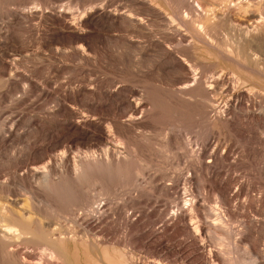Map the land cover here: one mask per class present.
<instances>
[{
	"label": "bare ground",
	"instance_id": "obj_1",
	"mask_svg": "<svg viewBox=\"0 0 264 264\" xmlns=\"http://www.w3.org/2000/svg\"><path fill=\"white\" fill-rule=\"evenodd\" d=\"M218 1L88 0L91 6L75 15L42 0L37 7L44 11H12L14 19H37L41 26L33 25L37 37L24 51L10 53L11 44L0 42V119L6 116L0 154L9 166L0 173V200L8 204L0 207V264H78L79 247L84 264H238L224 258L231 248H207L208 239L231 245L235 235L252 262L264 260V220L257 233L259 220L250 216L254 201L264 208V187L255 194L249 153L254 145L264 151V87L252 82L264 83V9L254 18L250 0H223L218 14ZM199 52H216L230 68L203 64ZM160 68L170 73L163 86L153 77ZM48 97L55 106L37 102ZM29 98L37 102L33 111H11ZM186 123L196 134L191 174L146 178L154 200H177L172 184L188 186L183 208L176 203L171 213L151 207L139 220L127 216L119 233L87 226L68 235L44 222L46 206L77 224L75 209L95 200H141L138 177L154 166L155 133L164 155L185 154L179 134ZM195 184L212 193L216 207H205ZM242 197L245 220L235 232L231 202ZM12 200H30L34 216L18 213ZM31 243L44 251L21 256L20 246Z\"/></svg>",
	"mask_w": 264,
	"mask_h": 264
},
{
	"label": "rangeland",
	"instance_id": "obj_2",
	"mask_svg": "<svg viewBox=\"0 0 264 264\" xmlns=\"http://www.w3.org/2000/svg\"><path fill=\"white\" fill-rule=\"evenodd\" d=\"M161 1L162 0H157L158 4ZM222 1L223 0H219L218 2H220V3H217L220 6V7L218 6L216 8L218 14H221L222 7L226 6V4L225 5L222 4ZM40 2H42V0H0V42L1 43L8 42L11 44V47L9 49L10 53L14 54V52H16V51H24L23 49L26 48L28 43H30V41L34 40L37 37L36 36L37 33L35 31L34 26L35 25L41 26V22H39L37 19L36 20L35 19H28V20H25V19L24 20H21V19L16 20V19H14L12 17V14H11L12 11H16L18 13H25L29 9H33L35 7L39 8L41 11H44V7H37V4ZM44 2L47 4V6H45V7H52L53 9L63 10L64 12H67L69 14L72 13L75 15L77 13H81V12L83 13L84 10L88 9L91 6V4L88 2V0H75V1L74 0H44ZM225 2L227 3V1L224 0V3ZM250 2H251L250 3V5H251L250 11L252 13L256 12V13H253V16H254V18H257L259 15V12L263 11V9H264V0H250ZM120 3H121V1H120ZM17 5L18 6L22 5L23 7L18 8ZM165 9L167 10L168 13L173 14V10L170 7L165 6ZM253 16H252V18H253ZM191 17H193V16H191ZM237 18L239 20H243V18L240 16H238ZM40 26H39V28H40ZM33 27H34V29H33ZM263 36H264V34H263ZM263 42H264V37L262 38V45L263 46L261 45L262 47H261V52H260V55H261L260 58L262 61H264V57H263L264 56V43ZM199 53L201 54L200 56L203 55L202 56L203 58H199L200 61H202V62L205 61L203 64L212 65L215 67L217 66L216 68H218V67L219 68L220 67L221 68H230V66L223 59H220L218 56H216L217 55L216 52H212L210 54H205V53L203 54L202 52H199ZM211 60H213V62ZM109 61L112 63V62H114V59L112 57H109L108 62ZM217 64H219L220 66ZM262 64L264 65V62H262ZM162 68L154 71L153 77H154V79L157 80V82L161 83L163 86L165 84V82L166 83L169 82L170 73L165 71V69H162ZM226 70H230V69H226ZM240 75L244 76L241 73H240ZM252 82H254L255 84H257L259 86L261 85L262 87H264V83L261 82L260 80H258V78H253ZM29 99L26 100V102L24 101L21 104L19 103L20 105H18V103L16 105L13 104L12 107L14 110H12V107H11V111H13V113H15L17 111L21 112V110L25 111L26 113L28 111H30V112L33 111V107H32L31 102L34 100H33V98H29ZM42 100L40 102L39 101H37V102L39 104H43V105L48 104L49 107L55 106L54 103L51 105V103L54 102V97L44 98V101H43L44 103H41ZM35 102H36V100L33 102V104ZM4 103H2V105L4 104L3 107L8 105L7 102H4ZM24 103L26 104L25 106L23 105ZM44 106H46V105H44ZM5 117L0 119V121L1 120L3 121L5 119ZM187 124H190V127ZM187 126H188V128H187ZM157 135L155 133V135H154L155 138L153 139L154 144H156V142H157V146H156L157 151L154 149L153 152H151L153 154V158H154L153 159L154 160L153 161L154 166H152L150 168L152 172H150V171L148 172V170H150V169H147L146 175L138 177L137 188L139 190H141L143 193L141 200H129V199H126V197H124L123 195L113 197L109 200H95L94 204L91 205L92 208L90 205H88L86 207L75 209L74 213L77 215H80V219H79L80 222L77 224L75 222L73 223V221L69 218H65V217H62L61 219L56 218L55 217L56 215H54L52 213L51 209H49L46 206L44 209L48 215H45L46 217L44 219V222L46 224H50L49 225L50 228L54 229L56 231H61L64 233H66L65 231H67L66 234H68V235L71 233V234H75V235L79 236L83 232L82 229H86L87 226L91 227L92 230H94V231L110 229L116 233H119L123 229V219L127 216L131 217V218H137L139 220L141 218L142 214L145 213L146 210H149L151 207L154 208L156 212L157 211L162 212V211L167 210L168 213H171L174 211V205H176V203L179 205V207L183 208L184 207L183 197L184 198L186 197V194H187L186 191L188 189L187 188L188 186L183 185V182H180L178 185L172 184L171 188H173V189L170 192V194L172 197L175 196V198L177 200H173V198H166V200H164L165 198H159V200H154L155 196L154 195L152 196V194H154L155 192L153 193V189H151L149 187V185L147 184L146 178H147V175L155 174V172L158 176L168 174L172 177L178 176L181 179L186 178L188 175H190L191 172H190V162L189 161H190L191 151L197 150V146L194 143V139H195L194 137L196 135L195 131L193 130L191 123L185 124V129L179 135L181 136V141L186 142V144H187V147H186L187 148L186 149L187 154L186 153L181 154L178 151V153H174V155H176V156L172 155L173 157L168 156L166 153H165L166 156L164 155V149H163L164 143H162L163 140L161 138H159V136H157ZM201 136L205 138L206 134H202ZM156 147L154 145V148H156ZM249 153H250V157H251V166H252L251 167V177H252V181L256 187L255 188V194H256V192H257L256 189L258 187H264V151H262L256 145H254L251 147L249 146ZM7 165H8V163H7L6 156L5 155L3 156V154H0V173L7 171V169H9L8 168L9 166H7ZM193 178H194V176H193ZM161 182H160V184H162ZM166 183H169V182H166ZM194 186H193L194 194L198 195L197 193H199L200 198H203V197L205 198L204 199V205L206 208L211 209L213 207H216L215 198L212 195V193L208 191V189L203 191L202 189L200 190L199 184H197V185L195 184ZM141 187H143V188H141ZM145 189H146V191H145ZM120 191H122V193H124L125 189H124V192H123V189ZM173 191H175V192H173ZM195 192H197V193H195ZM171 196H169V197H171ZM145 199H151V200H145ZM242 199H243V197L239 200H233V202H231L232 206H234L236 208L235 210H234V208L231 209L232 212L235 213L234 214L235 217L233 218V220L230 223L231 229L233 228V230L235 232H238L242 228V225H241L242 219H243V221L245 220L243 217L241 218V215L244 214L245 212L241 209L240 205L244 202L248 204V200H242ZM12 201L15 202L14 203V209L18 213L22 214V210H25V209L27 210V213H29L28 211H30L29 208L31 207V205L29 204L30 200H12ZM47 201L49 202V205L51 204V205L57 206L56 208L61 207V205H62V203H60L59 200H47ZM66 201L69 202L72 200H66ZM6 203H7L6 200H0V207L5 206ZM6 205H8V204H6ZM95 208H100V209H98L99 210L98 213L93 211ZM144 209H145V211H144ZM256 209H257V203L254 201L250 216L259 220V224H258L259 227L257 226V228H256L257 230L254 229V232H257L258 230L260 232V227L262 225V221L264 220V216H263L264 215V208L258 207V209L257 210ZM242 211H243V213H242ZM102 214L104 216H102L100 220H96V218L100 217L99 215H102ZM32 215L29 213L28 216H32ZM153 226H154V224H153ZM140 228H142V225H140ZM68 235H66V236H68ZM255 235H258V234H255ZM211 239L207 240L208 250H213V251L221 250L222 252H228L229 248H231V252H230V254L232 253L231 256H230V254H229V256L224 254L225 255L224 258L230 257L231 260L233 261V263L237 260L236 263H238V264H240V263L244 264V262H245V264H250V263L251 264H264V260L262 258L254 259L256 261L252 262L251 258L248 257V253H247L248 252L247 251L248 246L240 238L239 235H235L232 238L231 245H228L229 244V243H227L228 240H226L223 237L217 238L218 240H220V242L217 241L216 238L215 239L211 238ZM237 240H238V242H237ZM262 243H261V245H262ZM235 248H236V251H235ZM18 251H20L21 256L25 255L24 257H26V256H30V255H37V254L41 253V251L43 252L44 248L42 246L38 245L37 243H31L30 245L20 246ZM72 251L74 252V247L71 244H68L66 246V253L67 254L70 253V255H71ZM77 254H78L77 263L82 264L85 260L84 259L85 255H83L81 247H79V252L77 250ZM140 256L143 257L144 254L142 255V253H141ZM232 257H233V259H232ZM70 258L72 260V257H70ZM247 259H249V260H247ZM224 264H229V263H224Z\"/></svg>",
	"mask_w": 264,
	"mask_h": 264
}]
</instances>
